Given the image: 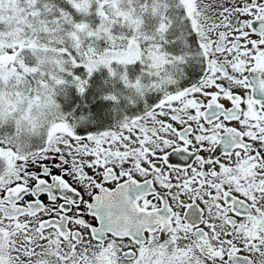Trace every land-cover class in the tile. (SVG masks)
<instances>
[{
	"label": "snow or ice",
	"instance_id": "snow-or-ice-1",
	"mask_svg": "<svg viewBox=\"0 0 264 264\" xmlns=\"http://www.w3.org/2000/svg\"><path fill=\"white\" fill-rule=\"evenodd\" d=\"M0 264H264V0H0Z\"/></svg>",
	"mask_w": 264,
	"mask_h": 264
}]
</instances>
